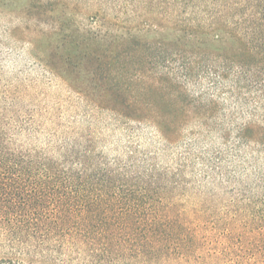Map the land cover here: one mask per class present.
I'll list each match as a JSON object with an SVG mask.
<instances>
[{
	"label": "trees",
	"instance_id": "obj_1",
	"mask_svg": "<svg viewBox=\"0 0 264 264\" xmlns=\"http://www.w3.org/2000/svg\"><path fill=\"white\" fill-rule=\"evenodd\" d=\"M90 7L116 29L61 36L90 67L92 92L76 91L131 142L150 128L157 144L111 155L98 130L0 83V264H264V0ZM49 18L39 40L64 30Z\"/></svg>",
	"mask_w": 264,
	"mask_h": 264
},
{
	"label": "rangeland",
	"instance_id": "obj_2",
	"mask_svg": "<svg viewBox=\"0 0 264 264\" xmlns=\"http://www.w3.org/2000/svg\"><path fill=\"white\" fill-rule=\"evenodd\" d=\"M51 1L54 5L47 9L40 8L38 0H0V83L19 82L24 92L29 94L30 98H34L33 101L25 102L27 108H47L60 115L58 122L71 123L73 127L85 131L89 128L98 130V137L105 143L104 150L111 155L121 154L124 148L135 146L138 143L141 144L140 149L153 148L154 144H157V136L154 135L153 129L145 130V138L141 142H131L127 132L119 129V126L115 128L110 125L112 120L107 113L94 107L76 91L78 88V90L92 92L91 76L86 71L90 67L86 61L80 65L77 64L79 59L74 58L77 47L62 40L61 36L105 32L108 33V42L112 41V34L116 27L111 23L110 16L107 17V20H101L103 15L96 18L100 20L93 18L95 9L90 7L91 0H82L79 5H72L73 3L69 0ZM49 8L53 11H49ZM28 12L29 14H27ZM49 17L63 20L61 26L64 30L57 31L54 36H44L39 40L38 31L51 21ZM40 20L44 23L40 24ZM151 29L155 28L151 27ZM9 30L13 31V34ZM160 35V33L154 32L150 39L157 41L161 37ZM31 40H38L39 44L42 42L41 48L52 57L49 60L53 62L55 69L47 67L41 57L37 56L39 53L33 51ZM166 40L170 41V38ZM96 45L99 46L95 44L94 48ZM211 48L212 44L208 49ZM76 76L78 77L76 78ZM68 77L75 80L68 79ZM64 78L68 80L66 81ZM101 94L103 93L96 91V98L106 104ZM191 94L192 98L197 97L192 89ZM184 97L180 95V100ZM161 105L168 111L174 109L168 100H163ZM186 105L187 103L181 104V107L186 108ZM92 110L95 111L92 113ZM91 124L92 126H90ZM216 239L223 240L224 238ZM214 263H216L214 260H205V264ZM191 264L198 263L191 262Z\"/></svg>",
	"mask_w": 264,
	"mask_h": 264
}]
</instances>
